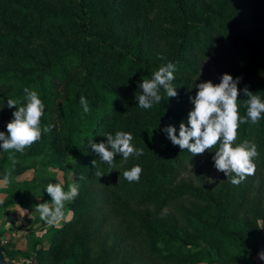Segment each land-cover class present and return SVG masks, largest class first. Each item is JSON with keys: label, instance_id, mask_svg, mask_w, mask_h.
Masks as SVG:
<instances>
[{"label": "trees", "instance_id": "trees-1", "mask_svg": "<svg viewBox=\"0 0 264 264\" xmlns=\"http://www.w3.org/2000/svg\"><path fill=\"white\" fill-rule=\"evenodd\" d=\"M169 62L178 97L161 88L160 103L140 108L138 85ZM223 74L241 78L242 118L245 87L264 101V0H0V132L7 134L18 110L7 99L22 106L24 88L45 105L41 129L54 125L22 153L0 148L1 167L17 175L37 164L45 171L22 183L32 192L6 190L3 206L28 209L33 194L50 197L46 186L59 181L48 169L61 171L67 188L79 184L72 218L48 247L35 244L26 262L264 264L254 260L264 251V193L252 189L264 174V114L239 127L235 143H254L259 155L255 174L238 186L228 177L216 185L202 181L215 147L193 156L163 131L173 126L179 135L196 85L219 84ZM117 131L131 133L143 155L117 154L109 167L90 145ZM94 160L104 176L95 174ZM137 164L140 180L129 183L122 173ZM4 250L15 260L6 242Z\"/></svg>", "mask_w": 264, "mask_h": 264}, {"label": "clouds", "instance_id": "clouds-1", "mask_svg": "<svg viewBox=\"0 0 264 264\" xmlns=\"http://www.w3.org/2000/svg\"><path fill=\"white\" fill-rule=\"evenodd\" d=\"M175 71V65L169 62L160 66L151 79L143 78V82L138 85L141 91L136 93L138 106L142 109H151L155 103H160L161 88L169 98L178 97V92L172 84ZM240 81V77L233 78L229 74H223L219 84L211 81L197 84L198 91L195 96L189 98L194 107L189 112L187 124L183 122L180 124L179 135L173 126L163 129L174 146L187 150L193 156L203 154L215 147L217 149L213 156L215 168L224 173L228 181L236 186L247 176L255 174L254 159L259 155L254 143L247 140L239 144L235 143L239 127L249 120L252 124L258 123L264 114V101L258 94H253L248 87H245L243 94L247 97L245 101L247 112L246 117L240 116L238 106ZM23 91L25 103L22 106H18L19 100L7 99V107L18 110L13 112V119L7 124V134L0 132V142H2L0 148L6 152L15 150L22 153L25 148L41 139L42 131L48 133L54 127L49 124L41 129L45 105L36 91L29 88H24ZM80 104L85 112L90 110L85 97L81 96ZM105 137L106 143H91L90 146L98 154L99 160L109 167L114 166L117 154L125 160L132 155L136 157L143 155V149H137L132 145L131 133L117 131L115 135L106 133ZM9 159L13 165L18 162L14 155H10ZM92 164L96 169L95 174L98 177L104 176L96 168V160ZM141 173L142 168L137 164L130 170L124 171L122 175L131 183L139 182ZM10 176V172L6 173L2 182L8 183ZM45 191L51 197V203H40L35 206V211L48 226H56L66 216V203L78 197L79 184H69L68 190L65 191L61 183H49ZM71 214L69 210L67 215ZM258 258L264 261V251L258 253Z\"/></svg>", "mask_w": 264, "mask_h": 264}, {"label": "rangeland", "instance_id": "rangeland-1", "mask_svg": "<svg viewBox=\"0 0 264 264\" xmlns=\"http://www.w3.org/2000/svg\"><path fill=\"white\" fill-rule=\"evenodd\" d=\"M0 157H2L0 153ZM204 162V161H203ZM202 172L200 173V177L202 181H205L211 185H216L223 181L227 176L218 171L214 163L212 162H204ZM39 171V172H38ZM48 171L55 175L58 179L59 183H61L64 187V190L67 191L68 188L65 184V178L61 171L48 169ZM10 172V181L8 183H3V177L6 173ZM45 174L42 166L37 164L35 169H30L21 175H17L12 171L11 167H1L0 166V235L4 238L7 243V248L12 253L15 254L16 262L25 263L24 255H27L29 258L33 257V246L35 244L40 247H48L50 244V239L53 236L56 229L61 228L67 221L72 218L73 213L69 216L67 212L70 210L69 203H66V216L65 218L59 222L56 226H45L42 225V221L40 219V215L35 211V206L40 203H51V197H43L39 194H33L32 205L28 209H21L19 207H8L5 208L3 206L5 200L8 197V193L6 190L13 189L16 187L24 188L27 190L29 187H24L22 183L30 182L35 179V177H39ZM42 175V176H43ZM69 181H73V176L70 175ZM253 192L261 191L264 193V174L257 175L254 180ZM28 191L32 192L30 188ZM27 191V192H28ZM71 211V210H70ZM257 263L261 260L258 257L254 259ZM206 264V263H204Z\"/></svg>", "mask_w": 264, "mask_h": 264}, {"label": "water", "instance_id": "water-1", "mask_svg": "<svg viewBox=\"0 0 264 264\" xmlns=\"http://www.w3.org/2000/svg\"><path fill=\"white\" fill-rule=\"evenodd\" d=\"M4 244H5V240L4 238L0 235V264H35L34 260H30L26 263H22V262H16L14 260H11L10 258L7 257V255L5 254V250H4Z\"/></svg>", "mask_w": 264, "mask_h": 264}]
</instances>
